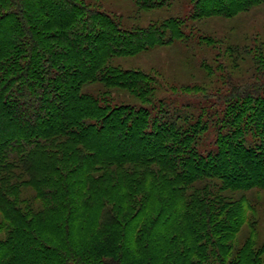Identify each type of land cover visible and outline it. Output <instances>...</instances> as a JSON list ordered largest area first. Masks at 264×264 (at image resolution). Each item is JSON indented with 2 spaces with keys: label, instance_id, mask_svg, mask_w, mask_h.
I'll return each instance as SVG.
<instances>
[{
  "label": "trees",
  "instance_id": "1",
  "mask_svg": "<svg viewBox=\"0 0 264 264\" xmlns=\"http://www.w3.org/2000/svg\"><path fill=\"white\" fill-rule=\"evenodd\" d=\"M108 1L0 0V264H264L263 42L211 91L118 63L264 0Z\"/></svg>",
  "mask_w": 264,
  "mask_h": 264
},
{
  "label": "rangeland",
  "instance_id": "2",
  "mask_svg": "<svg viewBox=\"0 0 264 264\" xmlns=\"http://www.w3.org/2000/svg\"><path fill=\"white\" fill-rule=\"evenodd\" d=\"M115 1L109 0L108 6L115 8L112 5V3L115 4ZM130 2L131 0H119L121 9H132ZM138 14L137 22L142 27H146L161 17V11H139ZM197 25L201 28V34H208L210 39L216 41L214 47L204 44L195 46L196 43H194L191 49H189L177 43L172 46H165L143 53L131 59L120 58L118 63L125 68L140 69L146 73L154 70L165 81V86L168 89L165 92H170L173 89L178 92L180 90H187L189 87L198 86L203 91H211L213 89L210 84L211 76L208 77L202 71L200 65L214 70L212 77L215 76V80L218 81L220 75L223 74V67L225 65L228 67V65L232 64L222 63L225 48L217 42L226 43L224 40H230V42H237L240 46L246 48H251L253 45L256 46L259 42H263L264 44V5L254 8L247 13L240 14L230 20L221 18L205 19L197 23ZM235 63L238 62L235 61ZM244 65H252V63L247 60ZM218 66L220 67L218 68ZM249 197L250 200L256 203L254 223L264 229V192H251ZM260 221H262V225L259 224Z\"/></svg>",
  "mask_w": 264,
  "mask_h": 264
}]
</instances>
